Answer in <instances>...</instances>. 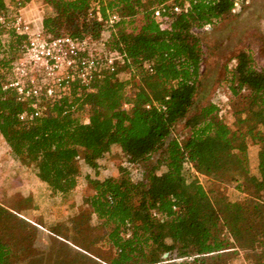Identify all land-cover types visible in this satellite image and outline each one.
I'll return each mask as SVG.
<instances>
[{"label": "trees", "instance_id": "16d2710c", "mask_svg": "<svg viewBox=\"0 0 264 264\" xmlns=\"http://www.w3.org/2000/svg\"><path fill=\"white\" fill-rule=\"evenodd\" d=\"M7 1L0 0V11ZM12 1L25 6L32 0ZM42 1L46 34L104 39L124 54V63L96 79L95 91L32 119H20L25 107L0 86V134L12 155L63 198L77 187L80 162L97 170L114 145L128 164L159 156L136 180L127 166L116 176L87 177L85 202L102 229L94 237L77 234L83 229L77 217L74 234L59 223L47 228L49 247L39 248L45 226L25 214L33 196H22L20 207L0 202V264H230L240 254L248 264H264V70L254 66L249 50H240L228 70L227 101L189 115L202 67L197 29L234 12L236 0ZM98 3L101 19L90 16ZM164 3L182 6L169 28L154 18V8ZM113 13L120 19L110 23ZM137 15L139 26L133 25ZM9 66L10 59L0 57L2 79ZM126 70L129 79L120 77ZM223 107L233 112L234 127L222 119ZM184 119L188 133L171 136ZM249 141L258 144L253 171ZM203 177L230 181L246 197L238 201L208 190Z\"/></svg>", "mask_w": 264, "mask_h": 264}, {"label": "rangeland", "instance_id": "374dc122", "mask_svg": "<svg viewBox=\"0 0 264 264\" xmlns=\"http://www.w3.org/2000/svg\"><path fill=\"white\" fill-rule=\"evenodd\" d=\"M240 9L219 20L212 22L210 29L199 28L197 33L201 39L203 49L200 83L195 96V103L190 114L197 111L201 106L210 102H226L228 95V83L226 75L228 70L235 64V55L243 49L251 52L253 64L257 69L264 70V0H237ZM16 1L8 0L6 7L10 14L15 8H19ZM48 12L42 0H32L24 6L23 13L27 19L38 23ZM142 21L141 15L134 18L133 25L139 26ZM109 34L108 30L103 32ZM122 66V65H121ZM120 77L129 79L131 74L128 70L121 71ZM131 90V86L128 88ZM221 117L228 125L234 127L235 117L231 110L226 107L220 111ZM86 120V115H81ZM185 119L176 123L171 136L182 137L188 133L185 127ZM258 144L249 141L248 158L249 167L253 171L256 168V154ZM159 153L154 154L145 162L128 164L125 155L116 145L112 146L109 153L100 159L97 170L81 161V172L78 178L77 187L66 197L53 194L49 187L40 182L35 176L32 167L21 164L12 153L2 135L0 134V202L10 206H25L22 196H33L32 202L27 203L31 208L25 214L32 220L41 222L45 228L40 227L36 240L39 248L45 249L50 245V234L48 229L62 225L65 234L75 233L73 219L79 218L80 227L83 228L79 234L85 237H94L102 233L100 221L91 212L86 204L85 198L90 194L91 187L87 177L104 178L119 174L120 166H127L130 175L136 180L140 177L142 170H148L156 164ZM165 168L161 167L159 172ZM186 172L191 175L193 171L186 167ZM6 177V179H5ZM208 190L221 191L228 198L243 201L246 193L236 189L232 182L215 178H201ZM48 228V229H47ZM174 256V255H173ZM242 254L234 256L230 264H245Z\"/></svg>", "mask_w": 264, "mask_h": 264}, {"label": "built area", "instance_id": "2783aa9c", "mask_svg": "<svg viewBox=\"0 0 264 264\" xmlns=\"http://www.w3.org/2000/svg\"><path fill=\"white\" fill-rule=\"evenodd\" d=\"M23 9L24 6L15 8L12 14L7 9L0 11V57L10 59L8 77H0V86L13 92L25 107L19 114L21 120L42 116L65 99L95 91L96 79L117 72L124 63V54L109 49L104 39L48 35L43 30L42 19L38 23L27 19ZM239 9L236 0L233 11ZM181 11L180 4L164 3L154 8V18L161 28H169L172 16ZM90 16L102 18L99 3ZM119 19L114 13L109 16L110 23ZM211 27L212 23L202 26ZM144 65L152 71L150 62ZM130 106L125 104L127 109Z\"/></svg>", "mask_w": 264, "mask_h": 264}, {"label": "water", "instance_id": "95a60500", "mask_svg": "<svg viewBox=\"0 0 264 264\" xmlns=\"http://www.w3.org/2000/svg\"><path fill=\"white\" fill-rule=\"evenodd\" d=\"M165 256H167V253L165 254Z\"/></svg>", "mask_w": 264, "mask_h": 264}]
</instances>
